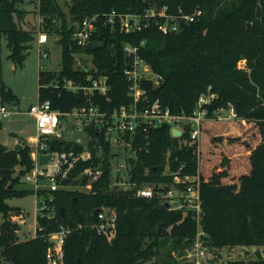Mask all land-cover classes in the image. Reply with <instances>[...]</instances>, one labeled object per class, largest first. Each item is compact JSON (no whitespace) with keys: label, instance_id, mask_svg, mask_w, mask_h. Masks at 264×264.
I'll return each mask as SVG.
<instances>
[{"label":"trees","instance_id":"obj_1","mask_svg":"<svg viewBox=\"0 0 264 264\" xmlns=\"http://www.w3.org/2000/svg\"><path fill=\"white\" fill-rule=\"evenodd\" d=\"M22 1L0 0V37H6L13 62L23 65L39 30L47 31L49 38L56 39L58 35L63 46L62 68L59 72L39 70L38 99L49 100L52 109L63 116L90 104L113 109L130 103V85L124 73L128 58L123 44L144 39L142 57L154 72L163 75L159 84L144 81L150 98H159L174 114L189 115L199 95L210 88L218 96L209 105V116L232 103L241 119L202 122L201 135H208L202 152L207 171L201 169L199 221L193 211L170 208L161 197L172 185L181 186L174 180L177 173L198 172V142L187 131L174 136L166 123L139 127L133 134L126 132V148L129 146L133 153L124 157L126 171L128 181L136 186L122 188L111 187L112 158L116 154L112 143L102 139L103 153L98 156L94 148L97 130L86 127L85 131L92 135L88 141L92 160H101L102 176L93 182L90 191L61 188L48 195V189L39 190L46 207L37 210L36 235L30 238L21 237L24 211L8 199L35 193L21 185L23 176L34 166L32 148L23 144L16 150L0 142V253L8 264H51L47 257L50 234L61 225L71 230L63 244V261L58 264H179L178 255L193 245L199 223L214 253L208 259L210 264H225L224 248L228 264H264L260 250L249 258H232L229 254L237 246H264V0H163L169 11L182 7L190 12L199 6L203 14L173 33H163L155 24L134 32L107 24L93 33L86 46L77 45L71 38L84 17L112 10L141 12L155 0H70L69 20L59 0H42L40 27L39 23L37 27L29 24L30 10L20 8ZM76 52L90 54L96 70L75 66ZM90 72L95 77L108 76L107 94H87L66 86L67 80L89 84ZM1 96L2 102L19 103L9 87L3 86ZM247 121L257 125L261 135L258 142L239 148L235 154L220 151L205 157L211 137L236 141L238 138L223 137L221 131L232 123L246 125ZM2 127L0 122V130ZM47 141L54 150L80 151L84 147L64 137H49ZM243 152L245 170L238 173L235 157H241ZM89 162L80 161L73 173ZM87 181V177L73 180L75 184ZM144 184L155 185L153 197L136 194L137 187ZM61 207L66 208L65 217ZM98 207H109L117 215V228L111 237L92 226L98 221Z\"/></svg>","mask_w":264,"mask_h":264},{"label":"built area","instance_id":"obj_2","mask_svg":"<svg viewBox=\"0 0 264 264\" xmlns=\"http://www.w3.org/2000/svg\"><path fill=\"white\" fill-rule=\"evenodd\" d=\"M33 7L39 8L42 0H28ZM40 13V12H39ZM203 14V9L199 6L192 11L187 12L182 7H178L174 11H169L167 6L163 4L162 9H159L154 3L145 8L141 12H117L112 10L103 13H94L84 17L78 24L77 28L72 33V40L77 45L86 46L90 43L93 33L100 27L107 24L118 26L124 32L141 31L144 28L155 24L163 33H173L181 30L183 23L193 22L198 20ZM42 21V20H41ZM39 22V27L41 26ZM47 31L39 30V43H46L49 41ZM145 45V40L142 39L139 43L124 42L123 50L128 58V65L124 68L125 76L129 82V94L132 96L130 103H123L113 109H104L99 104H90L87 106L77 107L73 111L66 113L71 114L75 118L77 128L85 130L86 127H91L97 130L98 136L95 138L94 148L97 149V155L102 157V143L100 141L110 143L115 142L119 136L126 132L135 133L139 127L159 126L166 123L170 124L171 128L177 127L182 130V134L187 131L190 137L198 142V159L200 164V146L199 140L201 138L202 122L207 119L219 120H234L241 119L237 114L232 103L228 107H220L214 111L213 116H209V105L217 98L218 94L210 90L199 95L195 109L192 114H174L171 109L164 106L159 98L152 99L149 97L144 81H153L159 84L163 80V75L152 70L149 63H147L141 55V48ZM79 54H83L80 53ZM76 57V56H75ZM92 60V57H91ZM92 62V61H91ZM78 67H84L87 71L95 68L94 64L89 65L77 64ZM89 84L75 83L73 80H67L66 86L72 90H83L85 93L98 92L100 94H107L110 89V84L107 75L94 76L90 72L87 76ZM28 114L34 118L37 135L32 139L35 141V150L32 151L34 160L33 168L28 171L23 180L31 184V188L35 191L37 200V210H43L46 205L42 202V195L39 190L48 189V195H52L54 191L62 187L74 186L73 180L87 177L88 181L85 184L84 190L90 191L93 182L100 179L103 174V167L101 160L98 162L92 160L93 152L89 147L88 142L83 144V149L78 151L70 150H54L51 149L47 138L49 137H63L62 125L64 123L65 115L59 111L52 109L49 100H37L30 104L27 108L22 109L17 102L6 104L0 102V122H3L14 115ZM90 138L92 135L89 133ZM101 138V140H100ZM52 152L53 157L48 163L39 164V154ZM78 172H74L80 161H89ZM120 167H126L125 163H121ZM113 168L118 169L116 174L120 175L119 168L113 164ZM113 176V180L116 179ZM67 180V183L64 182ZM175 182L179 185L176 191L171 187L161 194L165 202H169L170 208H183L188 204V209L193 211L199 221L201 213V171L198 167L196 174L180 175L176 174ZM129 182V181H127ZM130 186H121L122 188L135 187L136 184L129 182ZM79 186V184H75ZM116 186H118L116 184ZM155 185L144 184L137 187L136 194L138 196L153 197L155 195ZM83 190V189H82ZM178 200V204L173 201ZM100 212L97 213L98 221L92 224L99 233H105L109 237L112 236L117 228V215L109 207H100ZM78 226H81L79 224ZM70 226L61 225L59 229L50 234L52 241L48 249V261L51 264H58L63 261V244L67 234L70 232ZM36 235V232H35ZM34 235V236H35ZM214 253L209 248L204 237L200 223L197 235L194 239L193 245L186 248L185 262L190 264H205L209 258H212Z\"/></svg>","mask_w":264,"mask_h":264},{"label":"rangeland","instance_id":"obj_3","mask_svg":"<svg viewBox=\"0 0 264 264\" xmlns=\"http://www.w3.org/2000/svg\"><path fill=\"white\" fill-rule=\"evenodd\" d=\"M59 1L63 11L66 14V17L68 18L67 20H69L68 3L70 2V0ZM20 8H26L27 10H30L27 16V19H29V24L37 27L38 23L42 20V16L39 13V8L33 7L28 0H23L20 3ZM58 39V35H56L54 43H39L37 39L32 41L29 53L25 59L24 64L22 65L15 64L13 60L9 57L10 49L7 45V39L4 35L0 37V102L2 99L1 93L3 90V86L11 88L16 98L19 100V105L22 109L27 108L30 104L38 100L39 70L41 69L45 71L59 72L62 68L63 46L58 41ZM75 56V66L77 64L85 63L92 65V56L90 54H79V52H76ZM5 103L9 104L11 102L10 100H6ZM61 127L63 131V137L66 139H80L83 144H86L90 138V135L87 131L77 128L75 124V118L71 114L65 115L64 123ZM220 127L223 128V126ZM13 132H19L17 136V143H20L22 145L29 144L32 148V151L35 150V141L32 138L36 137L37 132L35 127V121L32 116L28 114H16L13 117L3 121V127L0 130V141L9 144L10 141H13ZM221 134H223V137H235L238 138V140L228 141L225 138L226 140L224 139L223 141H217L213 140V137H211V140L207 141L205 157H209L211 154H213V152H215L216 154L220 151L235 154L237 151H240L239 148H243L244 146L250 144H255L261 139V135L259 133L257 125L249 123L248 121L246 125L232 123L229 126H226V128L221 131ZM207 137V134H202L199 140L201 156L199 167L200 171L202 169L204 173L207 171V167H204L202 152L204 151L203 142L206 141ZM126 146V140L123 134L119 136L118 139L115 140V142L113 143V149L116 154L112 158V163L119 168L120 175L116 176V179H114L111 183V187H114L116 184L119 187L130 186V183L127 182L129 176L128 171H126L127 168L119 166L121 163H125V165H127L126 159L124 158L125 156H133V153L130 151V147L128 146V148H126ZM11 147H14V145L12 144ZM245 155L246 152H243V155L241 157L239 155L235 157L238 160L236 161V165L238 163V165L236 166V172L238 173L245 170V168L242 167V163L245 162V160H243ZM238 157H240V159ZM116 171L118 172V169ZM21 185L24 188L32 189L31 184L25 181ZM171 187L176 191L177 187H175L174 185H172ZM62 188L84 190L85 186L83 188V186L80 184L79 186L74 184V186L69 185L68 187ZM36 199V194L33 191L21 195H15L8 199V202L10 204L19 206L25 213V220L22 222V238H30L34 237L35 235L37 217ZM173 202L174 204H178L179 201L175 200ZM183 208L188 209V204L185 205ZM261 248V250H264V246H261ZM255 251L256 249L252 247H243L241 249V247L238 246L230 250L229 254L232 256V258H249L251 254H253ZM185 254L186 249L182 251L181 255H178L179 264H183V262L186 261V258L184 257ZM215 259L218 260L219 263L221 262L218 257H215ZM0 264H8L7 259L1 253ZM151 264L154 263L151 262ZM205 264L210 263L207 260L205 261Z\"/></svg>","mask_w":264,"mask_h":264},{"label":"water","instance_id":"obj_4","mask_svg":"<svg viewBox=\"0 0 264 264\" xmlns=\"http://www.w3.org/2000/svg\"><path fill=\"white\" fill-rule=\"evenodd\" d=\"M155 3H156V5H157V7H158L159 9H162V6H163V0H155ZM172 134H173L174 136H181V135H182V130H181L180 128L173 127V128H172ZM21 147H22V144H20V143H17V144H15V146H14V148H15L16 150L20 149ZM52 157H53V153H52V152L41 153V154H39V164L44 165V164L48 163L49 160H50ZM116 174H117L116 168H113V176H116ZM166 205L169 206V205H170L169 202H166ZM100 210H101V208H99V207L96 208V209H95V215H97V213L100 212ZM65 211H66V208H65V207H61V208H60V212L62 213L63 217L66 216ZM80 218H81V217H80ZM162 224H163V222L160 221V223H159V232L162 231ZM222 256H223V258H224V260H225V264H228V251H227V248H224V249H223V251H222Z\"/></svg>","mask_w":264,"mask_h":264},{"label":"crops","instance_id":"obj_5","mask_svg":"<svg viewBox=\"0 0 264 264\" xmlns=\"http://www.w3.org/2000/svg\"><path fill=\"white\" fill-rule=\"evenodd\" d=\"M38 36H39V33H38V35H37V40H38ZM54 41H55V39L50 38L48 42H49V43H54ZM38 42H39V41H38ZM46 43H47V42H46ZM9 53H10V52H9ZM18 134H19V132H13V135H14V136H13V141H10L9 144H8V143H5V142H2V141H0V142L6 144L9 148H13V147H11V145L13 144V145L15 146V144L18 142V138H17ZM10 144H11V145H10ZM237 247H238V246H237ZM240 247H241V249H242L243 247H252V248L256 249V251H255L253 254H251V256H254L258 250H260V251L264 254V250H261V249H262L261 246H240ZM251 256H250V257H251Z\"/></svg>","mask_w":264,"mask_h":264}]
</instances>
